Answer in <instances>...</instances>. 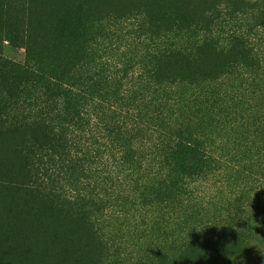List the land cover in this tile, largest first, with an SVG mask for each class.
<instances>
[{
    "label": "rangeland",
    "instance_id": "rangeland-1",
    "mask_svg": "<svg viewBox=\"0 0 264 264\" xmlns=\"http://www.w3.org/2000/svg\"><path fill=\"white\" fill-rule=\"evenodd\" d=\"M226 1L0 0V56L28 67L46 61L47 70L54 71L76 59L85 40L72 37L61 44L52 36L50 43L36 35L47 39L54 28L64 26L74 33L87 24L91 38L87 44L95 50L101 42L99 22L109 37L104 43L111 45L110 60L123 58L137 66L128 74L105 73L108 89L130 94L137 91L130 77H137L146 64L140 42L151 26L168 27L178 19L177 11L186 14L189 23H198L205 10L214 4L225 6ZM234 1L241 8L264 5V0ZM165 11L168 15L162 18ZM184 30L185 41L198 34L194 28ZM259 43L260 73L244 70L219 85L203 81L212 75L213 64L222 63L204 51L199 66L185 69L194 71L201 82L178 80L173 85L169 113L190 122L217 156L197 171L179 159L168 161L178 184L167 194L153 184L152 169L164 165V159L154 156L159 135L152 124H142L141 131L130 135L142 156L97 155L96 148L95 156L79 154L81 162L68 167L64 161L58 169L52 161L60 156H31L38 144L49 145L46 132L32 125L36 116H62L68 122L71 110L84 113L85 104L82 98L70 104L56 98L52 88L36 80L16 82L21 92L10 97L8 106L0 105V199L9 205V215L0 220V264H50L20 258L15 236V229L25 223L34 227L44 214L83 232L87 251L69 264H186L189 259L191 264H264V38ZM201 91L205 95L196 96ZM77 126L74 135L84 139L87 127L82 121ZM35 157L47 165L32 168ZM51 173L56 174L54 179ZM87 186L99 193L102 203L80 195L87 194L82 190ZM125 195L128 200L118 199ZM18 206H27L30 212L23 216ZM230 225L254 232L242 239L234 230H224ZM217 233L221 237L210 240Z\"/></svg>",
    "mask_w": 264,
    "mask_h": 264
},
{
    "label": "trees",
    "instance_id": "trees-1",
    "mask_svg": "<svg viewBox=\"0 0 264 264\" xmlns=\"http://www.w3.org/2000/svg\"><path fill=\"white\" fill-rule=\"evenodd\" d=\"M175 14L178 19L172 24L164 29L151 26L149 35L145 37L144 42H140L146 64L139 67L141 73L137 77H130L129 82L133 81L137 87V91L130 94L111 92L108 89L110 81L108 75L104 76L105 73L128 74L137 66L125 62L123 58L110 60L111 45L104 43L109 37L103 35L102 23L98 24L99 22L97 27L101 42L98 43L100 48L95 50H90V45L87 44V41H91L87 24H80L74 33L64 26L54 28L47 39L42 37L40 32L36 35V39L50 43L55 39L61 44H67L72 37L85 40L78 57L54 71L47 70L49 66L46 61H37L35 67H28L0 56V72L4 74L0 83V105L8 106L10 97L21 92L16 82L19 84L30 80L52 88L56 98H62L69 104L78 98H82L85 104L84 113L81 109V113L77 109L71 110L68 122H65L66 118L62 116H36L32 125L39 126L46 132L49 145L38 144L37 151H30L31 156H49L50 153L60 156L52 161L54 169L60 168L64 161L68 167L81 162L76 157L80 156L79 154L95 156L96 148L97 155L109 152L111 156H142L131 144L130 135L141 131L142 124H152L158 127L155 132L159 135L155 142L157 151L154 156H162L164 159V165L152 169L153 184L159 190L167 194L178 184V176L168 167V161L179 159L188 169L194 171L214 163L216 151L208 145L203 136L190 122L178 121V118L169 113L167 105L173 93L172 87L178 80L187 84L201 82V79L196 78L194 71L185 69L187 66L193 69L199 66L204 51L214 53V56L222 59V63L213 64L212 75L203 81L219 85L224 78L243 74L244 70L254 74L260 73L263 60L259 41L264 38V5L251 9L241 8L234 0H227L225 6L214 4L205 10L199 22L194 24L189 23L191 20L186 14L179 15L178 11ZM167 15L168 11H165L162 18ZM185 28L198 31L195 39L185 41L181 38ZM48 30L49 28L46 29ZM65 49L70 52V49ZM101 51L104 52L103 55H100ZM107 54L109 59L106 58ZM200 95L204 96V91L196 96ZM238 95L237 92L235 98ZM80 121L87 127L84 139L74 135V129L79 128L77 125ZM43 164L47 165L44 159L35 157L31 160L32 168ZM83 172L86 173V170L83 169ZM86 176L89 177L87 174ZM55 177L56 174L51 173V178ZM82 190L87 191V194L79 192L85 200L103 202L104 199L99 193L92 192L89 186ZM178 194L181 196L182 192L179 191ZM118 199L126 201L129 198L125 195ZM8 207L7 202L0 199V220L9 215ZM16 209L23 216L30 212L27 206H18ZM234 220L232 216L229 219L232 224ZM234 227L236 226L230 225L224 230H234L242 239L254 232L252 228ZM219 235L220 233H217L210 240L220 238ZM15 236L20 246V258L34 263L69 264L76 256L87 251L83 232L73 226H67L66 221L53 218L50 214L39 216L34 227L26 223L19 226L15 229ZM186 262L191 264V259Z\"/></svg>",
    "mask_w": 264,
    "mask_h": 264
}]
</instances>
